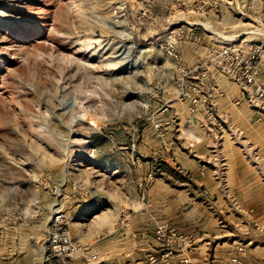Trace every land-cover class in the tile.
<instances>
[{
	"label": "rangeland",
	"instance_id": "374dc122",
	"mask_svg": "<svg viewBox=\"0 0 264 264\" xmlns=\"http://www.w3.org/2000/svg\"><path fill=\"white\" fill-rule=\"evenodd\" d=\"M256 47L264 0H0V264H60L55 213L74 264H264V147L209 86Z\"/></svg>",
	"mask_w": 264,
	"mask_h": 264
},
{
	"label": "built area",
	"instance_id": "2783aa9c",
	"mask_svg": "<svg viewBox=\"0 0 264 264\" xmlns=\"http://www.w3.org/2000/svg\"><path fill=\"white\" fill-rule=\"evenodd\" d=\"M222 59L218 62L223 64L232 81L244 88V99L253 103V106L264 109V85L258 83L259 63L264 61V49L256 47L253 50L243 51L241 49L226 50L221 53ZM206 96L201 100H193L192 106L196 107V112H200L205 117L216 120L212 109V104ZM235 106L240 105V100H234ZM257 120L264 119V111H258ZM79 247L72 243L68 222L59 213H55L51 224L50 237L46 247V260H57L60 264H74L79 257ZM237 263L236 260H234Z\"/></svg>",
	"mask_w": 264,
	"mask_h": 264
},
{
	"label": "crops",
	"instance_id": "0c3cea01",
	"mask_svg": "<svg viewBox=\"0 0 264 264\" xmlns=\"http://www.w3.org/2000/svg\"><path fill=\"white\" fill-rule=\"evenodd\" d=\"M196 62V69L201 68L197 60ZM211 79L212 81L209 83V86L214 85L216 87V89L213 88L214 90H212L211 96L214 108L217 110V115L230 127V130L240 132L245 136L251 135L253 138H258L262 143L261 146L264 147V119L258 121V111H252L247 102L244 101V88L238 83L215 72L211 73ZM261 79H264V69H262L261 75L259 76V80ZM220 92L222 93L221 95ZM236 99L241 101L238 106L232 103ZM188 142L192 144L190 141ZM258 199L264 202V191L258 193ZM96 218L98 217L95 216L91 221L95 219L96 222H99V219ZM96 226L98 231L99 225L97 224ZM71 233L75 237L74 231H71ZM39 250L44 255V249L40 247ZM31 252L33 255L37 254V250H32ZM19 257L20 253H17L16 259Z\"/></svg>",
	"mask_w": 264,
	"mask_h": 264
}]
</instances>
